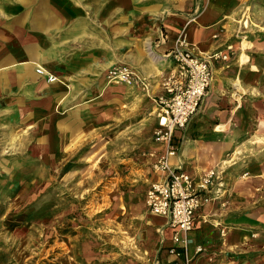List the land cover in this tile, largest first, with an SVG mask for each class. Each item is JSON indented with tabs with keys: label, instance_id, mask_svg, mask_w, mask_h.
I'll use <instances>...</instances> for the list:
<instances>
[{
	"label": "rangeland",
	"instance_id": "1",
	"mask_svg": "<svg viewBox=\"0 0 264 264\" xmlns=\"http://www.w3.org/2000/svg\"><path fill=\"white\" fill-rule=\"evenodd\" d=\"M12 2L0 0V9L8 13L5 32L12 38L16 35L18 38H33L34 16L30 15L25 24L15 22L25 17L19 15L25 7ZM46 2L51 3L50 0ZM27 3L26 12L32 1ZM52 3L62 15H59L58 27L54 26L49 33L42 34L49 45L46 47V64L55 70L67 66L82 67L88 50L84 40L87 37L85 25L90 28L89 23L98 24V15L90 12L83 15L78 6L66 0H52ZM244 8L237 19L242 21L245 17L241 24L246 25L247 33L257 35V40L264 42V31L259 28V24L264 26V0H247ZM41 18L43 25L46 24L47 16L42 15ZM10 24L16 26L10 29ZM143 26L139 22L136 31L127 36L122 34L116 44L123 41L124 46L117 52L106 50L104 58L113 62L104 72L103 86L96 87L102 93L87 102L84 122L77 130V133H82L80 141L71 140L76 132L51 135L50 105L45 101L49 98L25 100L27 108L41 102L36 114L38 117L45 115L44 125H35L37 120H34L33 109H18V101L23 99L7 96L5 92L0 94V264H143L133 253V246L148 244L147 239H142L149 230L142 222L141 211L148 183L144 180V169L151 166L146 158L155 146L152 113L160 105L161 97H165L163 91L173 76L171 71L174 68L167 58L159 62L160 73L143 74L139 71L143 63L134 64L128 60L149 35ZM237 35L238 32L227 44L235 45L231 58L217 62L224 70L238 67ZM245 40L251 45L245 50L241 48L242 56L248 57L245 62L240 60L242 66L250 61L247 50L256 44L248 37ZM254 54L255 61L264 65V53L256 51ZM143 61L145 63L146 60ZM115 68H128L136 75L132 82L118 83L110 77V71ZM39 71L40 67L37 68ZM235 76L232 96L242 100V95L248 94L250 89L244 86L240 71ZM117 88L129 89L130 97L115 96ZM96 89L91 86L88 91ZM115 99L126 104L121 112L113 110ZM259 114L255 112L248 118L249 112H244L243 117L249 124L240 141L247 149L238 155L228 152L229 161L223 163L229 162L227 165H231L232 174L242 178L251 177L250 167L264 162V127L260 130L257 126L258 123L264 126V115L259 120ZM194 117L183 134L189 130ZM224 128L226 124H215L210 132ZM223 165L214 170L221 180L219 183H223ZM217 184L215 176L209 188L216 191ZM254 192L259 195H253L256 201L246 211L252 212L251 218L259 223L264 234V194L261 193L264 186L255 188ZM215 225L219 228L220 223L216 221ZM254 245L257 246L256 243ZM260 245L259 250L254 247L247 252L216 255L213 261L226 259L264 264V236Z\"/></svg>",
	"mask_w": 264,
	"mask_h": 264
},
{
	"label": "crops",
	"instance_id": "2",
	"mask_svg": "<svg viewBox=\"0 0 264 264\" xmlns=\"http://www.w3.org/2000/svg\"><path fill=\"white\" fill-rule=\"evenodd\" d=\"M31 1L29 11L26 12V7L29 5L27 2ZM50 1L52 3V0ZM66 1L78 6L83 15L86 12L98 15V24L91 25L89 23L90 28L85 25L87 37L84 40L88 50L84 56L82 67L67 66L61 70H55L54 67L46 64V51H48L46 47L49 45L43 39L42 34L49 33L54 26L58 27V19H61L59 15H62L58 13L53 3V5L50 2L48 4L46 0H13L17 5L25 7L19 14L25 17L16 19L15 22L25 24L30 15L34 16L32 20L34 31L31 39L18 38L17 35L16 38H12L8 32H5L4 29L8 27L6 20L8 13L4 9H0V94L5 92L7 96H18V100L23 99V101H18V109H33L35 111L34 120H37L35 125H44L45 115L38 117L36 112L41 102L27 108L25 100H39L41 97H47L49 99L45 101L50 105L51 135H67V133L74 134L76 132L71 140L72 142L80 141L82 133H77V130L84 122L87 102L90 98L102 93V90H97L96 87L103 86L104 72L113 62L104 58L105 52L106 50L117 52L124 46L123 41L116 44L118 38L122 34L127 36L133 30L136 31L139 22L144 24L145 32H148L149 35L140 44L138 52L132 56L130 54L128 60L134 64L143 63L139 70L143 74L160 73L159 62L167 58H170L174 65L171 74L175 73L176 65L170 53L175 48L177 38L183 30L187 34L190 48L197 55L205 56L215 52H224L229 54L230 58L235 45L227 44L231 43V38L238 32L236 44L238 46L237 54H240L238 67L224 70L218 65V61L213 63L214 83L199 112L195 115L192 125L185 133L186 136L183 134V130L176 131L173 144L177 148V153L170 158V164L173 169L183 168L199 180L205 172L219 168L220 163L224 160L229 161L228 152L238 155L240 152L246 151L247 148L241 145L242 141L240 140L249 123L244 119L243 114L248 111L247 117L249 118V116L255 115V112L260 113L259 120H262L261 116L264 115V65L255 61L254 54L256 51L264 53V42L257 40V35L251 36L250 33H247L248 30L244 29L246 25L243 26L240 19H237L243 13L247 0ZM42 15L47 16L48 20L44 21L47 26L42 23ZM14 26L16 25L10 24V29ZM259 28L264 31L262 24H259ZM91 31L99 33H90ZM245 37L256 44L247 50L246 53L250 56V61L242 66L240 60L243 52L241 48ZM150 39L153 40L154 50L164 56L156 66L150 62L144 50ZM37 55L42 56V66L49 69L54 75L66 77V81L46 86V75L38 74L37 77L27 75L24 62ZM117 57L119 58L120 55ZM143 60H146L145 63ZM239 71L244 86L250 89L248 94L242 95V100H236L232 96L236 81L235 74ZM91 86H95L96 91H88ZM83 90L85 92L82 93ZM117 90L114 92L115 96H121L124 99L130 97L129 89L117 88ZM163 92L165 97L169 96L167 90ZM114 103V112L116 109L121 112L123 106H126L121 99L120 101L115 99ZM73 104L75 105L72 107ZM160 106L155 107L153 109L155 113H152L154 133L159 126ZM215 124H226V128L222 131L210 132ZM257 126L260 130L264 127L262 123H258ZM256 135L260 134L256 133ZM253 139H256L255 136ZM165 152L166 146L155 140V146L146 158V162H150L151 166L144 169V180L148 182L146 191L151 182L162 178V175L155 170L154 163ZM227 164L229 162L221 168L223 171L221 194L216 193L219 181H221L217 175L216 191L210 188L204 190L203 193L208 199L197 214L194 228L187 233L177 232L171 226L169 227L165 216L153 213L148 207L146 192L142 204L141 219L150 231H147L142 238L143 240L147 239L148 244L143 241L142 245L133 246V253L143 264H186L185 258L171 253V249L174 247L181 249L187 239L191 241L188 245L191 264H254L248 261L235 262L226 259L213 261L216 255L247 252L254 247L259 250L261 239L264 236L259 229V223L251 218L253 217L252 212L246 211L249 210L252 202L256 201L253 195H259L254 192L255 188L264 186V162L261 161L250 167L253 175L249 178L232 174L233 169H231V165ZM261 193L264 194V192ZM216 221L220 223L219 228L215 225ZM176 236L180 238V241L176 240ZM255 243L257 246L254 245ZM198 247H202L203 251L199 252Z\"/></svg>",
	"mask_w": 264,
	"mask_h": 264
},
{
	"label": "built area",
	"instance_id": "3",
	"mask_svg": "<svg viewBox=\"0 0 264 264\" xmlns=\"http://www.w3.org/2000/svg\"><path fill=\"white\" fill-rule=\"evenodd\" d=\"M170 55L175 61V73L167 82L166 90L169 96L161 97L159 126L154 133L156 142L166 146L165 154L159 156L154 163L155 170L162 178L150 183L146 199L153 213L165 216L168 225L177 232L187 233L194 228L197 214L207 200L204 190H209L217 174L211 170L198 180L183 168L173 169L170 158L177 153L173 139L176 131L185 130L199 112L214 83L213 63L218 60H229L230 56L224 52L197 55L190 48L184 30L179 34ZM110 74L112 81L117 82H132L136 75L128 68H115ZM176 240L180 241V238L176 236ZM190 242L187 239L181 249L176 247L171 249V253L183 256L186 264H191L188 253ZM198 251H203V248L198 247Z\"/></svg>",
	"mask_w": 264,
	"mask_h": 264
},
{
	"label": "bare ground",
	"instance_id": "4",
	"mask_svg": "<svg viewBox=\"0 0 264 264\" xmlns=\"http://www.w3.org/2000/svg\"><path fill=\"white\" fill-rule=\"evenodd\" d=\"M247 10V9H246ZM249 11V10H248ZM246 14H248L246 12ZM245 16V15H244ZM243 21H245V17L244 19L241 21L240 20V23H242ZM152 43H153V40L150 39L147 44H146V50L148 52V54L150 55L151 57V61L153 62V64L156 66L157 63L159 62V60H161L164 56L163 55H159L157 54L154 50H153V47H152ZM251 45V43L247 42L246 40H244L242 42V49L245 50L246 48H248L249 46ZM41 58L42 56L40 55H37V56H33L32 59H29L28 61L24 62V65L26 66V74L29 75V76H32V77H37L38 76V73H43L44 75H47V76H50V78L47 77V81H46V86H51L53 84H61V83H64L66 81V77H62V76H59V75H54L52 74L49 69H47L46 67L42 66L41 64ZM241 60L243 62L247 61L248 60V57L246 55H243L241 57ZM36 66H39L40 67V71L37 72L36 70ZM164 66V65H163ZM11 69V68H9ZM67 76V75H66ZM109 80V79H108ZM119 83V82H118ZM65 85V84H64ZM111 87V86H110ZM108 89V88H107ZM112 89V87H111ZM67 98V97H66ZM65 98V100H67ZM213 101V100H212ZM215 101V100H214ZM208 102V101H207ZM66 103V102H65ZM189 140V139H188ZM157 153V152H156ZM223 163H225V160L223 162L220 163V166L223 165ZM219 186L222 187L223 186V183L220 182L219 183ZM218 188L216 193H220L222 192L221 191V188ZM163 222V221H161ZM170 227V226H169ZM172 230V228H171ZM169 232V231H168ZM172 235V234H171ZM169 237H170V234H169ZM172 237V236H171Z\"/></svg>",
	"mask_w": 264,
	"mask_h": 264
}]
</instances>
